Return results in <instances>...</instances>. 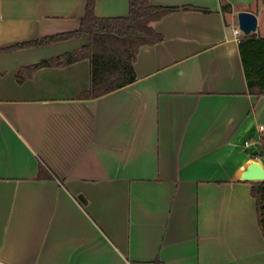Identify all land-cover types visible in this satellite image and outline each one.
I'll return each instance as SVG.
<instances>
[{
    "label": "crops",
    "instance_id": "1",
    "mask_svg": "<svg viewBox=\"0 0 264 264\" xmlns=\"http://www.w3.org/2000/svg\"><path fill=\"white\" fill-rule=\"evenodd\" d=\"M225 1L231 12L150 0L170 8L150 23L159 41L139 48L136 79L86 96L88 59L27 68L85 38L11 48L76 30L86 0H0V261L264 264L251 184L237 180L247 159L264 166L252 156L264 95L249 93L232 32L238 11L257 29L264 13ZM127 9L95 2L99 17Z\"/></svg>",
    "mask_w": 264,
    "mask_h": 264
},
{
    "label": "trees",
    "instance_id": "2",
    "mask_svg": "<svg viewBox=\"0 0 264 264\" xmlns=\"http://www.w3.org/2000/svg\"><path fill=\"white\" fill-rule=\"evenodd\" d=\"M264 2V0H261ZM96 0H86L79 27L73 31L47 35L13 45L11 48L50 44L71 38H85L86 44L54 57L42 59L27 68L64 66L81 59L90 62V87L86 96H98L125 86L136 79L134 62L143 45L159 41L150 23L160 20L170 7L154 5L150 0H128L127 14L120 17H99L95 14ZM223 12H231V4L220 0ZM239 54L248 91L264 95V37L255 33L241 35ZM20 69L17 72L19 77ZM259 151L253 157L264 156V134L259 137ZM42 167L38 175H42ZM255 199L257 221L264 237V181H250Z\"/></svg>",
    "mask_w": 264,
    "mask_h": 264
},
{
    "label": "water",
    "instance_id": "3",
    "mask_svg": "<svg viewBox=\"0 0 264 264\" xmlns=\"http://www.w3.org/2000/svg\"><path fill=\"white\" fill-rule=\"evenodd\" d=\"M237 27L244 35H249L257 29V15L250 11H238ZM237 180L240 181H264V166L255 158L247 159L239 169ZM82 200V197H79ZM0 264H8L0 261Z\"/></svg>",
    "mask_w": 264,
    "mask_h": 264
},
{
    "label": "rangeland",
    "instance_id": "4",
    "mask_svg": "<svg viewBox=\"0 0 264 264\" xmlns=\"http://www.w3.org/2000/svg\"><path fill=\"white\" fill-rule=\"evenodd\" d=\"M231 2H233L232 3V5L233 6H238L239 8H250L249 7V5L251 4V3H253L252 1L253 0H230ZM261 2V0H256V5H255V7H253V9H255L256 10V12H258L259 14H262V13H264L263 12V10H264V4H263V9H262V3H260ZM238 8V9H239ZM264 21V19H262L260 22H261V24L259 23V25H258V31L259 32H257L256 34L257 35H263V33H264V27L262 28V22Z\"/></svg>",
    "mask_w": 264,
    "mask_h": 264
},
{
    "label": "built area",
    "instance_id": "5",
    "mask_svg": "<svg viewBox=\"0 0 264 264\" xmlns=\"http://www.w3.org/2000/svg\"><path fill=\"white\" fill-rule=\"evenodd\" d=\"M232 32H233V35L235 37H238V36H240L242 34L241 31L239 30V28L237 26L234 27V28H232ZM260 129H263V127L260 126ZM245 144L247 145L248 144V141H245Z\"/></svg>",
    "mask_w": 264,
    "mask_h": 264
}]
</instances>
